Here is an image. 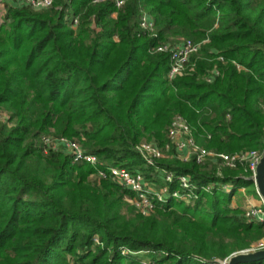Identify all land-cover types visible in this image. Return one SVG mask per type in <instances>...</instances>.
<instances>
[{
  "label": "trees",
  "instance_id": "1",
  "mask_svg": "<svg viewBox=\"0 0 264 264\" xmlns=\"http://www.w3.org/2000/svg\"><path fill=\"white\" fill-rule=\"evenodd\" d=\"M124 1L0 7V112L8 116L0 123V264H139L122 248L156 264H221L264 237L230 207L237 188L251 183L242 168L182 162L174 151L149 167L136 151L143 139L162 146L175 114L207 150L261 148L264 0ZM144 13L151 32L139 27ZM181 39L201 47L192 70L168 81L170 55L154 51ZM42 137L78 140L98 169L157 180L171 173L170 191L189 176L199 198L194 206L168 199L143 217L110 179L86 180L96 167L73 165L62 151L44 155ZM211 183L232 190L205 192Z\"/></svg>",
  "mask_w": 264,
  "mask_h": 264
},
{
  "label": "built area",
  "instance_id": "2",
  "mask_svg": "<svg viewBox=\"0 0 264 264\" xmlns=\"http://www.w3.org/2000/svg\"><path fill=\"white\" fill-rule=\"evenodd\" d=\"M106 0H91L93 4H98ZM124 0H114L116 8H120L124 4ZM3 3L10 4L15 8L27 7L33 11H42L51 7L53 0H0V7ZM115 14H113V17ZM77 26V19H73L71 27L75 28ZM139 27L143 31L151 32L153 30V20L147 15L143 14L141 16ZM201 44L194 43L191 40H179L175 45L163 44L155 49L154 52L166 53L170 55L169 69L166 73V79L168 81H173L177 77H181L191 71L188 69V62L193 54L199 52ZM221 60V59H220ZM239 69V67L237 66ZM217 75V72L215 71ZM264 108V107H263ZM0 123L8 124V116L0 112ZM264 134V126L262 128ZM168 139L170 141L171 149L166 146L165 151H174L175 157L182 161L187 162L191 159H195L197 164H205L206 162H211L217 166L218 170L223 168L237 169L242 168L243 172L248 174L249 177H255L256 168L260 162V159L264 156V141L260 149L238 152L234 154L217 153L214 151H209L204 147L198 145L193 136L192 130L185 119L182 117H174L170 128L168 131ZM40 148L44 155L48 151L52 150L54 152L62 151L71 160L73 165L88 164L92 167H96L94 173L95 177L102 181L110 179L115 184L119 185L123 189L127 190L133 197V205L136 211L141 216H149L153 209L157 208L158 204H164L170 198H177L179 200L184 199V195L195 194L196 189L189 176H179L177 178L178 185L181 187L182 192L170 191L168 192L166 188H160L158 191L152 190L148 187L145 177L140 174L139 171H129L124 168L118 167H107L106 169H98L100 166L99 159L89 154L79 143L69 140L67 138H54V137H42L39 142ZM136 151L139 153L146 166L156 167V163L163 160L167 156L164 155L163 151L155 144H142L136 147ZM169 157V156H168ZM171 157V156H170ZM169 157V158H170ZM161 176L166 184H171L173 182V176L171 173L166 171H161ZM208 186L209 190L211 188H218L222 192H229L232 189L230 184H214L211 183ZM242 217L250 223H255L264 228V202L260 199L258 205L247 204ZM264 249V243H258L256 247L251 248L248 251L254 252L257 250ZM122 255L126 254L121 251ZM143 264H156L154 262H148ZM221 264H227V259L221 262Z\"/></svg>",
  "mask_w": 264,
  "mask_h": 264
},
{
  "label": "rangeland",
  "instance_id": "3",
  "mask_svg": "<svg viewBox=\"0 0 264 264\" xmlns=\"http://www.w3.org/2000/svg\"><path fill=\"white\" fill-rule=\"evenodd\" d=\"M177 116L182 117L183 119H185L183 116H181V115H179V114H175V115H173V117L171 118L170 124H171L173 118H174V117H177ZM185 120H186V119H185ZM170 124H169V127H168V129H167V131H166V133H165V142L163 143L162 146H159L154 140H153V141H149V140H147V139H143V140L137 145V147L140 146V145H142V144H155V145H157V146L163 151L164 155L167 156V157L164 158V159H165V160H166V159H169V157L171 156V152H170V155H169V151L166 152V151H165V148H166V146H169V150L171 149L170 141H169V139H168V131H169V128H170ZM72 140L75 141V142H77V143H79V144L81 145V143H80L78 140H76V139H72ZM209 151H210V150H209ZM240 152H244V151H240ZM235 153H238V152H235ZM168 156H169V157H168ZM164 159H163V160H164ZM206 163H208V162H206ZM135 169H137V168H135ZM139 172H140V174L143 175V173H142L141 171H139ZM143 176H144V175H143ZM144 177H145V176H144ZM86 180L89 181L90 183H95V182L100 183V182H101L100 180H98V179L95 177L94 173L89 174V175L87 176ZM102 181H105V180H102ZM145 181H147L148 187H150V188H151L152 190H154V191H158L160 188H166V189H167V192L169 191V190H168L169 185L166 184V182L163 181V180H157V177H156V174H155V173L151 176V178H149V179L145 178ZM116 185H117V184H116ZM208 186L211 187V185L208 184V185H206L205 187L202 188V189H203L205 192H207V193H212L214 189H217V191H221V190L218 189V188H211V189L209 190ZM118 187L120 188L121 191L124 192V194H123V198H122L123 201H124V203L127 204L128 206L132 207V208L134 209V212H135L136 214H139V213L136 211V209L134 208V205H133V197H134V195H133V194H132V195L128 194V191L125 190V189H123V188L120 187L119 185H118ZM231 190H232V189H231ZM231 190H230L229 192H224V193H225V194H228V193L231 192ZM177 191L182 192L180 186H179V189H174V190H173V192H176V193H177ZM221 192H222V191H221ZM254 192L256 193V190H255V187H254V185H253L252 183H250V184H248V185H244V187H240V188L238 187V188H237V193L234 194V195H232V197H231L230 207L233 208V209H237V208H239L240 211H241V215H242V214H243V211H244V209H245V207H246V205H247V204H246V203H247V200H248L249 198L253 197ZM183 195H184V199H183V200H179V199H177V198H170V199H174V200L180 201V202H182L184 205L194 206L195 203H196V201H197L198 198H199L196 194H190L189 196H188V195H185V194H183ZM155 212H156V209L154 208V209H153V212H152L150 215L155 214ZM139 215H140V214H139ZM143 217H148V216H143ZM254 224H255V223H254ZM260 227H261L262 231L264 232V228H262V226H260ZM93 243H94V244H97V245L99 244V242H98L97 239H93ZM258 243H264V237L261 238V239H260L259 241H257L256 243L252 244L248 250H250L251 248L256 247V245H257ZM248 250H244V251H245V252H251V251H248ZM262 250H263V249H262ZM121 251H124V252L126 253V254H123V255L126 256V257H129V256H132V257L134 256V257H136V258L138 259V261H139V264L152 262V261L149 259L147 252H136V251H132V250H130V249H128V248H122ZM240 252H241V251H240ZM254 252H255V251H254ZM237 253H238V252H237Z\"/></svg>",
  "mask_w": 264,
  "mask_h": 264
},
{
  "label": "water",
  "instance_id": "4",
  "mask_svg": "<svg viewBox=\"0 0 264 264\" xmlns=\"http://www.w3.org/2000/svg\"><path fill=\"white\" fill-rule=\"evenodd\" d=\"M247 180L254 185L258 197L264 202V156L256 168L255 177H249ZM261 260H264V249L255 252L234 253L227 259V264L253 263Z\"/></svg>",
  "mask_w": 264,
  "mask_h": 264
},
{
  "label": "crops",
  "instance_id": "5",
  "mask_svg": "<svg viewBox=\"0 0 264 264\" xmlns=\"http://www.w3.org/2000/svg\"><path fill=\"white\" fill-rule=\"evenodd\" d=\"M260 203V198L259 197H251L247 200L246 204H250V205H258Z\"/></svg>",
  "mask_w": 264,
  "mask_h": 264
}]
</instances>
